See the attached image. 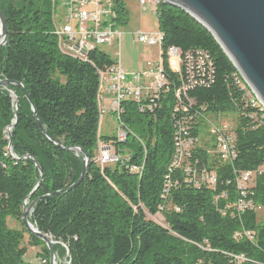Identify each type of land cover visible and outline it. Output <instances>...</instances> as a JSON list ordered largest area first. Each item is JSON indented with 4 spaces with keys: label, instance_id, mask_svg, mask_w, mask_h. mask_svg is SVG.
<instances>
[{
    "label": "trees",
    "instance_id": "1",
    "mask_svg": "<svg viewBox=\"0 0 264 264\" xmlns=\"http://www.w3.org/2000/svg\"><path fill=\"white\" fill-rule=\"evenodd\" d=\"M55 2L0 0L8 29V42L0 50V80L21 84L30 98L19 86L11 85L10 92L0 88V264H31L23 247L26 235L30 247L41 249L34 258L50 264L45 243L22 224L24 203L34 201L30 222L52 237L57 258L68 264H264V223L255 212L264 210V110L251 104L252 97L245 98L240 74L214 37L183 10L159 3L156 16L169 85L177 91L182 86L179 76L169 74L171 47L180 50L182 59L205 54V73L201 78L192 70L194 82L180 99L168 93L153 113L124 103L121 120L134 136L116 146L130 155V164H144V170L101 169L96 163L99 76L92 65L59 51ZM119 14L127 25L129 14L121 4ZM90 57L98 68L113 64L98 52ZM11 92L19 98L17 108ZM175 107L195 143L190 158L170 170L177 145ZM34 111L48 138L38 129ZM16 112L10 150L4 132ZM211 115L235 118V157L228 162H217L200 146L201 120ZM202 132L212 139L208 126ZM78 149L89 157L88 173L68 191L84 167ZM203 172L217 179L214 186L198 181ZM246 173L250 178L244 181ZM240 200L254 208L242 213ZM147 213L162 216L166 225L148 219ZM10 218L20 222V230L9 228ZM241 255L246 262L235 260Z\"/></svg>",
    "mask_w": 264,
    "mask_h": 264
},
{
    "label": "built area",
    "instance_id": "2",
    "mask_svg": "<svg viewBox=\"0 0 264 264\" xmlns=\"http://www.w3.org/2000/svg\"><path fill=\"white\" fill-rule=\"evenodd\" d=\"M137 1L141 10L145 11L147 0ZM122 2L123 0H56L54 35L57 38L59 51L63 55L73 60L88 63L97 69L99 76L97 105L100 122L104 116H110L120 126L114 142L101 141L99 134L96 163L101 169L110 165H121L130 173L141 174L144 170V164L137 166L130 164V155L127 152L119 151L116 146V143L125 142L128 136H134L122 123L123 104L134 102L139 105L140 112L153 113L160 107L162 97L168 93H175L176 98L180 99L181 93H185L190 82H194L192 70L196 69L199 77H203L207 56L202 53H198L196 57L188 54L185 59H182L178 48H169V74L179 76L182 83L179 91H169V87L166 86V75H159L158 63L149 64L147 70L142 74L128 75L121 67L118 52L123 26L119 14V4L122 5ZM135 36L138 42L143 45H159V34L151 37L148 34L138 32ZM103 47L112 49L117 61L111 59ZM94 52H98L104 58L111 59L113 64L98 68L90 57ZM183 65L187 66L186 73L183 72ZM245 98L250 100V95L245 94ZM250 102L253 104V101ZM179 111L180 108L175 107L172 116L178 119L176 136L179 154H177L176 170L182 165L185 158H190L195 143L193 139L188 137V129L184 126L183 119L179 118ZM182 111L188 112L186 108H183ZM204 121L209 128L212 139L215 138L217 141L218 151L225 162L232 160L235 157V149L231 126L223 116L211 115L206 117ZM215 140L213 139L214 142ZM143 148H145L144 143ZM10 152L13 155L12 151ZM206 174V172L199 174L198 181L206 180L207 184L214 186L217 179ZM248 178L250 175L244 174V181H247ZM237 206L242 213L254 208L251 203H244L242 200L238 201ZM235 260L246 262L245 256L242 255L236 256ZM32 261L37 262V264L47 263L46 260L38 257L33 258Z\"/></svg>",
    "mask_w": 264,
    "mask_h": 264
},
{
    "label": "water",
    "instance_id": "3",
    "mask_svg": "<svg viewBox=\"0 0 264 264\" xmlns=\"http://www.w3.org/2000/svg\"><path fill=\"white\" fill-rule=\"evenodd\" d=\"M159 3L173 6L186 12L192 19L205 28L215 39L224 54L232 62L242 80L247 84L255 96L264 106V0H156ZM1 43L0 50L8 42L7 22L0 10ZM16 85L23 89L21 84H15L7 80H0V88L10 92V86ZM26 98H30L23 89ZM15 101V108L19 98L11 92ZM35 123L43 135L48 138V133L43 127L37 113L34 111ZM14 124L9 129V136L18 123L17 112ZM11 141V138H10ZM60 149L67 152L72 149ZM9 149H12L11 142ZM83 155V171L79 181L71 186L68 191L76 188L83 182L88 173L89 157L82 150H77ZM37 168L39 165L36 163ZM43 181L41 178L36 189ZM35 189V190H36ZM54 196L59 193L53 194ZM51 196V195H50ZM46 196V197H50ZM37 201L23 205L22 224L35 238L45 243L50 252V264H58L53 246L56 244L52 237L41 233L35 228L30 217Z\"/></svg>",
    "mask_w": 264,
    "mask_h": 264
},
{
    "label": "rangeland",
    "instance_id": "4",
    "mask_svg": "<svg viewBox=\"0 0 264 264\" xmlns=\"http://www.w3.org/2000/svg\"><path fill=\"white\" fill-rule=\"evenodd\" d=\"M122 6L124 9H126L129 16H128L127 25L122 26L121 28L122 37L120 40V47L118 51L120 57L119 61L122 69L128 75L133 76V75L142 74L147 70L149 64H155L158 62L160 63L163 62L164 60L162 58V52H161L162 50L160 44L156 46L143 45L138 42L137 37L135 36L136 33L138 32H142L143 34H148L151 37L160 34L158 17L156 16L158 9L157 1L147 0V8L145 11L141 10L137 0H123ZM103 50L107 53V55L111 59L117 61V57L114 55V51L112 49L108 47H103ZM224 119L228 122L231 128H234L235 121L233 120H235V118L233 116H230L229 118L224 117ZM14 120L12 124L8 128H6L4 132L5 138L9 141V144L12 141V134L10 137L9 129L15 123ZM204 127L206 129L207 125L206 122L202 119L200 146L204 147L207 150L211 158L216 159V161L217 162L219 161V163L221 161L224 163L225 159L220 155L216 145L214 144L213 139H207V136L202 132V129ZM119 128H120L119 124L115 122L114 119H112L110 116H104L103 120H101L100 122V134L102 137L115 138L118 135ZM255 212L258 214L259 221L264 223V210H257ZM147 217L148 219L154 222L157 221L162 223V225H166L162 216L160 215L151 217L147 213ZM7 223L10 229H16V230L21 229L20 222H17V220L10 218L8 219ZM28 241L29 239L26 235L25 241L23 243V247H25L28 251L26 260L28 262H31L34 256L41 253V249L30 247ZM57 263L68 264L66 260L64 259L59 260L58 258H57Z\"/></svg>",
    "mask_w": 264,
    "mask_h": 264
},
{
    "label": "bare ground",
    "instance_id": "5",
    "mask_svg": "<svg viewBox=\"0 0 264 264\" xmlns=\"http://www.w3.org/2000/svg\"><path fill=\"white\" fill-rule=\"evenodd\" d=\"M159 5V3L157 4V6ZM161 41H162V34L160 33L159 34V44L161 46ZM0 43H1V26H0ZM162 52V51H161ZM167 57L169 58V50H168V53H167ZM158 67H159V75H166L165 72H164V69H163V63L162 62H158ZM172 81V80H171ZM241 82H244L241 78L240 80ZM173 82V81H172ZM240 83V82H239ZM170 82H169V79L167 78V75H166V86L169 87V91H177V89H172V87L169 85ZM174 84V83H173ZM244 85L246 87V91L248 92V94L250 95V97H252L251 101H253V104L254 105H258V106H261L262 109L264 110V106L261 105L259 99L255 96V94L251 91V89L247 86V84L244 82ZM173 86V85H172ZM242 87V86H241ZM174 88V87H173ZM177 88V87H176ZM172 89V90H171ZM176 121V120H175ZM176 128L178 129V121L176 123ZM177 134V133H176ZM175 142H177V136L175 135ZM177 154H179V145H176V151H175V157H174V160H173V164H172V169L175 168V165L177 163ZM31 264H36L37 262H33L31 261L30 262Z\"/></svg>",
    "mask_w": 264,
    "mask_h": 264
}]
</instances>
